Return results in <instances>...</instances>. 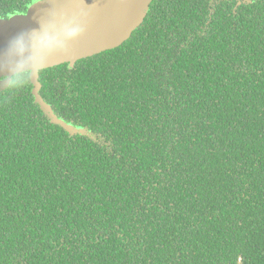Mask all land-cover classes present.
Segmentation results:
<instances>
[{
	"label": "trees",
	"instance_id": "16d2710c",
	"mask_svg": "<svg viewBox=\"0 0 264 264\" xmlns=\"http://www.w3.org/2000/svg\"><path fill=\"white\" fill-rule=\"evenodd\" d=\"M39 82L72 129L0 75V264H264V0H152Z\"/></svg>",
	"mask_w": 264,
	"mask_h": 264
},
{
	"label": "water",
	"instance_id": "95a60500",
	"mask_svg": "<svg viewBox=\"0 0 264 264\" xmlns=\"http://www.w3.org/2000/svg\"><path fill=\"white\" fill-rule=\"evenodd\" d=\"M152 0H36L25 13L0 17V75L29 71L33 95L54 122L39 95V71L113 49L143 22ZM71 33V35H69Z\"/></svg>",
	"mask_w": 264,
	"mask_h": 264
},
{
	"label": "clouds",
	"instance_id": "9594fccd",
	"mask_svg": "<svg viewBox=\"0 0 264 264\" xmlns=\"http://www.w3.org/2000/svg\"><path fill=\"white\" fill-rule=\"evenodd\" d=\"M69 35H71V33Z\"/></svg>",
	"mask_w": 264,
	"mask_h": 264
},
{
	"label": "flooded vegetation",
	"instance_id": "af4514ba",
	"mask_svg": "<svg viewBox=\"0 0 264 264\" xmlns=\"http://www.w3.org/2000/svg\"><path fill=\"white\" fill-rule=\"evenodd\" d=\"M25 12H26V11H25ZM25 12H24V13H25ZM10 15H11V14H10Z\"/></svg>",
	"mask_w": 264,
	"mask_h": 264
}]
</instances>
